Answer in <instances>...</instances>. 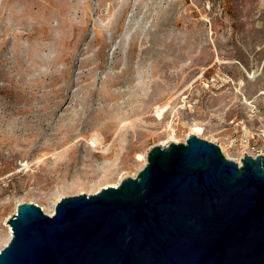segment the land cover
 <instances>
[{"label": "rangeland", "instance_id": "1", "mask_svg": "<svg viewBox=\"0 0 264 264\" xmlns=\"http://www.w3.org/2000/svg\"><path fill=\"white\" fill-rule=\"evenodd\" d=\"M194 126L264 154V0H0V250L18 205L119 185Z\"/></svg>", "mask_w": 264, "mask_h": 264}, {"label": "water", "instance_id": "2", "mask_svg": "<svg viewBox=\"0 0 264 264\" xmlns=\"http://www.w3.org/2000/svg\"><path fill=\"white\" fill-rule=\"evenodd\" d=\"M0 264H264V155L240 165L191 134L155 146L134 178L17 206Z\"/></svg>", "mask_w": 264, "mask_h": 264}, {"label": "bare ground", "instance_id": "3", "mask_svg": "<svg viewBox=\"0 0 264 264\" xmlns=\"http://www.w3.org/2000/svg\"><path fill=\"white\" fill-rule=\"evenodd\" d=\"M83 13L85 14V15H87V14H91V10H90V8H89V5L88 4H86L85 3V5L83 6ZM165 47H167L166 45H165ZM124 73V72H123ZM248 74V77L249 76H251L252 78L254 77V74H252L251 75V73H247ZM171 101H172V99H171V97L163 104V105H161V106H159L158 108H157V110L155 111V117L157 118V119H161L162 118V116L164 115V113L167 111V109L168 108H170V106H171ZM190 134H194V135H197V136H199V135H201V134H203V129L202 128H200V127H198V126H194V128L192 129V131L190 132ZM95 142H97V140H95ZM98 143V142H97ZM91 144H93V146H95V143L94 142H92ZM220 148H221V150H222V152L224 153V155L227 157V159H231V160H233V161H235L236 163H238L239 165H240V159H235V158H232V157H230V156H228L225 152H226V148H225V146H223L222 144L220 145ZM145 164V163H144ZM117 187L118 186V184H111V185H106L105 187H103V188H106V187ZM102 188V189H103ZM96 193H97V191H96ZM42 210L47 214V215H49V216H52L53 215V213H54V209H51V210H49V211H45L43 208H42ZM9 227V226H8ZM10 238H11V230H10V232H9V236H8V238H7V240L5 241V245L9 242V240H10Z\"/></svg>", "mask_w": 264, "mask_h": 264}, {"label": "built area", "instance_id": "4", "mask_svg": "<svg viewBox=\"0 0 264 264\" xmlns=\"http://www.w3.org/2000/svg\"><path fill=\"white\" fill-rule=\"evenodd\" d=\"M257 155H264L263 153L257 152L254 156H252L253 158H255Z\"/></svg>", "mask_w": 264, "mask_h": 264}]
</instances>
